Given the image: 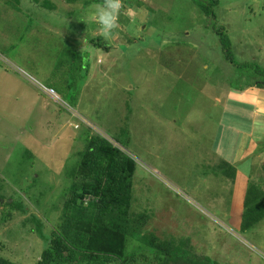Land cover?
Wrapping results in <instances>:
<instances>
[{
	"label": "rangeland",
	"instance_id": "rangeland-1",
	"mask_svg": "<svg viewBox=\"0 0 264 264\" xmlns=\"http://www.w3.org/2000/svg\"><path fill=\"white\" fill-rule=\"evenodd\" d=\"M102 2L0 0V259L39 261V234L60 222L71 171L98 134L136 163L131 212L145 235L188 240L190 257L217 264H264V220L239 229L248 183L263 178L264 191V126L242 118L249 91L264 105V89L237 90L245 71L191 0H121L108 39L90 18ZM214 11L233 63L264 69L263 0ZM221 160L241 169L234 182L213 169ZM39 192L47 200L34 205ZM126 248L138 264L157 254Z\"/></svg>",
	"mask_w": 264,
	"mask_h": 264
},
{
	"label": "trees",
	"instance_id": "trees-1",
	"mask_svg": "<svg viewBox=\"0 0 264 264\" xmlns=\"http://www.w3.org/2000/svg\"><path fill=\"white\" fill-rule=\"evenodd\" d=\"M191 1L208 19V26L218 40L223 57L236 70L242 68L245 71L244 88L240 86L237 90L242 92L253 86L264 89L262 67L233 63L231 42L216 21L214 10L219 0ZM92 43L95 48L102 47L97 41ZM72 102L71 108L75 106L74 99ZM121 132L123 131H120L122 135ZM86 141L88 143L81 152L80 163L71 171L73 181L70 182L68 197L62 205L60 222L48 238L39 234L46 248L36 264H138V255L127 254L126 246L131 241L140 243L149 250L154 249L157 253L154 258H141V264H217L204 257H190L194 253L189 248L188 240H184V243L181 240L178 244L172 237L159 241L145 235L142 231L144 215L131 212L132 178L136 163L125 151L113 147L111 142L98 134L87 137ZM244 161L249 162L247 159ZM219 162L213 169L224 179L234 182L235 167L226 161ZM262 179L249 182L244 193L242 211L238 210L239 229L243 232L264 220V191L260 184ZM38 195L36 199H31L34 200V205L40 198L47 200V194L39 192ZM0 206L2 207V200ZM14 207L24 211L20 204ZM32 220L38 224L36 231L41 232L40 221L33 216ZM0 264L13 263L0 259Z\"/></svg>",
	"mask_w": 264,
	"mask_h": 264
},
{
	"label": "clouds",
	"instance_id": "clouds-1",
	"mask_svg": "<svg viewBox=\"0 0 264 264\" xmlns=\"http://www.w3.org/2000/svg\"><path fill=\"white\" fill-rule=\"evenodd\" d=\"M121 7V0H103L102 3L94 6L90 18L97 23L99 31L105 39L110 38L117 29ZM56 96L55 94V99Z\"/></svg>",
	"mask_w": 264,
	"mask_h": 264
},
{
	"label": "crops",
	"instance_id": "crops-1",
	"mask_svg": "<svg viewBox=\"0 0 264 264\" xmlns=\"http://www.w3.org/2000/svg\"><path fill=\"white\" fill-rule=\"evenodd\" d=\"M248 94L251 95V96H254L255 99L258 97V93L257 92H256V96L254 95V93H252V91H249ZM244 95L246 96L247 94H244ZM255 99L252 100V102L250 104H248V107H249V105H253L255 103V106H253L252 111H250V108H249V111L244 110L243 111L244 116H242V118L245 119V116H249L250 118L254 117L253 120H252L253 124H258L260 126L261 125L264 126V110H263L264 109V105H261V103L258 100V98H257V101ZM236 170L241 171V169L238 168V166L236 167ZM241 173H242V171H241ZM246 179H249V178L246 177Z\"/></svg>",
	"mask_w": 264,
	"mask_h": 264
},
{
	"label": "built area",
	"instance_id": "built-area-1",
	"mask_svg": "<svg viewBox=\"0 0 264 264\" xmlns=\"http://www.w3.org/2000/svg\"><path fill=\"white\" fill-rule=\"evenodd\" d=\"M49 94H51V96H53L55 98V92L54 91L50 90ZM53 97H51V98H53Z\"/></svg>",
	"mask_w": 264,
	"mask_h": 264
}]
</instances>
